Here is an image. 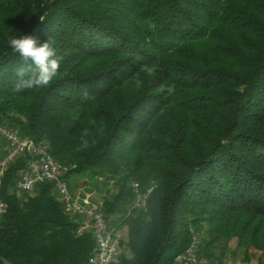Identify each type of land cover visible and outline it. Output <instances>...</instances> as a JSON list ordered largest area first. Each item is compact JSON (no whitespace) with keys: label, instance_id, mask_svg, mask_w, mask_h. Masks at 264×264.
Masks as SVG:
<instances>
[{"label":"trees","instance_id":"trees-1","mask_svg":"<svg viewBox=\"0 0 264 264\" xmlns=\"http://www.w3.org/2000/svg\"><path fill=\"white\" fill-rule=\"evenodd\" d=\"M22 35L55 40L50 86L17 90L35 72L8 44ZM0 123L69 168L71 191L86 175L114 189L120 264H176L195 235L213 262L264 264V0H0ZM29 160L3 180L0 264H92L53 184L16 190ZM134 183L154 187L144 207Z\"/></svg>","mask_w":264,"mask_h":264},{"label":"built area","instance_id":"built-area-1","mask_svg":"<svg viewBox=\"0 0 264 264\" xmlns=\"http://www.w3.org/2000/svg\"><path fill=\"white\" fill-rule=\"evenodd\" d=\"M0 140L6 145L5 157L0 160V192L6 171L11 163L22 155L30 156L26 169L20 175L16 190L20 193L33 191L38 185L51 183L54 191L64 206L65 211L74 218L78 233L92 232L96 243V254L92 264H120L124 252L121 236L112 229L105 217L101 204H97L88 195H75L65 179L69 168L53 158L44 147L29 139L22 138L16 131L0 123ZM136 205L144 207L154 187L146 192L140 191L139 184L134 183ZM6 211V204L0 197V218ZM201 236L195 235L188 249L177 256L176 264H219L199 254ZM225 264V263H224ZM227 264H248L236 261Z\"/></svg>","mask_w":264,"mask_h":264},{"label":"clouds","instance_id":"clouds-1","mask_svg":"<svg viewBox=\"0 0 264 264\" xmlns=\"http://www.w3.org/2000/svg\"><path fill=\"white\" fill-rule=\"evenodd\" d=\"M8 44L14 53L19 54L24 65L31 62V65L35 67L32 77L24 81L23 85H17V90L22 86L44 88L51 85L59 72L61 62V57L57 55L53 38L48 37L46 42L40 43L32 35H22L19 38L13 37L9 39ZM26 71H31V69H26L22 65L15 70V75L22 79ZM147 71L149 75L152 74L151 69ZM172 87L174 88L175 86L173 85Z\"/></svg>","mask_w":264,"mask_h":264},{"label":"rangeland","instance_id":"rangeland-1","mask_svg":"<svg viewBox=\"0 0 264 264\" xmlns=\"http://www.w3.org/2000/svg\"><path fill=\"white\" fill-rule=\"evenodd\" d=\"M76 183V190L79 191V192H82V191H86L88 193H90L92 195V199H95L96 203L97 204H101L103 202V199L106 198V196H108L109 194L112 195L113 192H114V189L111 187L110 189L109 188H104V186L101 184V185H97L96 183V180L95 179H92L90 177V175H86V176H83L81 177L80 179H78L77 181H75ZM107 191H110L107 192ZM73 193V192H72ZM116 231V230H115ZM116 232H118L121 236V242L123 241L124 245H121L122 246V249H123V252H124V255H129V251H128V248H127V244H126V241H127V237H128V232H127V228H122V229H118ZM232 248L235 247V244L232 243L231 245ZM257 256L258 254L256 252H252V263L251 264H255L257 261ZM224 263L227 264V263H233L234 261H241V256L238 255V258L236 260H234L231 256V253L230 252H227V254L224 256Z\"/></svg>","mask_w":264,"mask_h":264},{"label":"crops","instance_id":"crops-1","mask_svg":"<svg viewBox=\"0 0 264 264\" xmlns=\"http://www.w3.org/2000/svg\"><path fill=\"white\" fill-rule=\"evenodd\" d=\"M72 192H73V194H75V195H80L81 197L88 195V196H90L91 198H93L92 195H91L90 193L87 192V190H86V191L79 192V191H77L76 189H73ZM92 200H93L94 202L96 201L95 199H92ZM96 202H97V201H96Z\"/></svg>","mask_w":264,"mask_h":264}]
</instances>
